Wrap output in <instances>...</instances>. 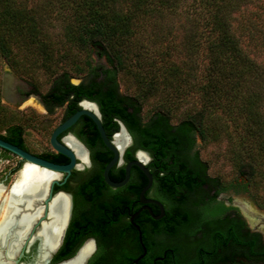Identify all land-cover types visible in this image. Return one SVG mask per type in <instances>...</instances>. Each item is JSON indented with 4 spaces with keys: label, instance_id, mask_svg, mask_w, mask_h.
<instances>
[{
    "label": "trees",
    "instance_id": "obj_1",
    "mask_svg": "<svg viewBox=\"0 0 264 264\" xmlns=\"http://www.w3.org/2000/svg\"><path fill=\"white\" fill-rule=\"evenodd\" d=\"M28 1L0 0V48L9 54L16 43L34 57L50 55L53 49L54 59L60 48L54 41L53 46L50 44L42 27L52 12L53 19L58 16L64 23L66 42L84 49L99 48L98 54L105 56V61H88L78 83L72 82L69 71H58L53 65V109L70 102L74 109L67 118L81 99L95 101L109 138L124 123L133 138L125 159L135 158L137 149L150 153L152 191L168 214L155 218L161 210L152 203L153 215L142 210L131 221L138 206L134 207L124 189L105 183L103 171L113 152L103 142L94 121L84 115L85 128L77 133L89 147L95 167L74 195V215L53 263L74 256L89 237L98 239L89 264H210V255L226 262L228 224L221 218L225 204L214 197L202 200L203 204L199 200L193 215L183 201L210 180L223 188L246 191L257 177L264 180V63L248 49L253 45L264 50V0L257 4L259 20L244 12L257 0H191L185 7L189 28L185 29L182 47L173 40L164 43L168 35L163 33L162 23L187 0H42L37 6ZM156 42L162 44L156 46ZM133 57L138 72L145 69L147 73H134L138 93H123L119 75ZM147 70L154 73L152 77ZM150 96L157 98L156 106L144 118L143 100ZM224 134L230 137L229 155L239 174V179L230 184L207 173V163L198 149L199 137L206 140ZM0 136L24 146L18 124L8 125ZM7 153L3 149V155L8 157ZM55 160L69 159L58 154ZM110 176L123 179L125 165H114ZM147 182L139 170L138 181L130 185L139 193ZM179 194L184 197L179 199ZM205 224L210 228V241L196 238ZM136 225L147 248L138 262L135 260L144 249ZM181 232H187L189 238L172 241L162 237ZM232 236L233 264H247L237 260L245 253L246 241L236 222ZM183 248L190 253H184ZM250 251L258 254L259 250L252 245ZM245 255L251 257L250 264H264V258L261 261Z\"/></svg>",
    "mask_w": 264,
    "mask_h": 264
},
{
    "label": "rangeland",
    "instance_id": "obj_2",
    "mask_svg": "<svg viewBox=\"0 0 264 264\" xmlns=\"http://www.w3.org/2000/svg\"><path fill=\"white\" fill-rule=\"evenodd\" d=\"M41 1L42 0H29L28 2L29 5L37 6ZM262 1L263 0H257L255 3L256 5L249 6L248 9H244V12L247 14L249 12V14L259 20L257 14L260 12H255L259 10L257 4L259 5ZM190 2L191 0H187L178 12L169 14L164 19L162 30H164L163 33L168 35L164 43H169L173 40L175 44L182 47L185 29L189 28V24L186 20L185 7ZM240 14L238 16H240ZM50 16L51 17L42 27L45 31L46 39L50 44L53 46L54 41L56 46L60 48V52L54 59L53 49L50 50L52 51L50 55L34 57L36 55L31 56L23 46L19 47L16 43L12 44V50L9 54L4 53L0 48V133H5L6 127L11 124H20L24 126L26 144L29 149L34 152H40L50 148V142L47 139L51 134L52 126L54 128V126L60 122L63 108H56L53 114H48L43 106L33 97L20 107L16 104H9L2 95V78L5 72H11L17 82L28 80L35 83L40 90L46 91L53 78V65L58 71H69L73 76L72 81L79 82L80 76L87 71L88 61H105V56H99L98 54L99 48L84 49L74 46L71 42H66L63 35V21L58 19V16L53 19V12ZM238 22H241L240 17ZM148 30H152L151 26H148ZM145 40L150 43L147 38ZM156 43V46L162 44L160 42ZM151 46H153L152 43L150 44V48ZM248 49L254 58L264 63V50L258 49L253 45L250 47L248 46ZM65 50H67V52H64ZM179 54L181 57L183 56V53L179 52ZM135 59L136 57H133L134 61L119 75L120 90L123 93H138L139 86L137 85V81H135L134 73H140L142 75L147 73L145 69L138 72L139 68L135 63ZM147 71L150 74L149 77H152L154 73L149 72V70ZM156 102L157 98L153 96L143 100L142 114L144 118H147L152 113L156 106ZM229 138L227 134L221 137L219 136L218 138H206V140H202L201 137L198 138L200 157L207 163V173L211 176L219 177L223 184H230L239 179L236 164L229 155ZM17 162V156L11 155L10 157H6L0 150V182L5 184V194L8 193L9 188L16 180L19 171L23 167V165ZM238 197L246 200L252 198L255 202V207L257 206L258 209L259 207L264 208V180L257 177L256 181L250 185V189L247 193H242ZM23 250H26L27 256H23L21 263H28L31 261V257L35 255V247L30 248L27 246L26 249ZM21 252L18 253L17 258L20 257Z\"/></svg>",
    "mask_w": 264,
    "mask_h": 264
},
{
    "label": "flooded vegetation",
    "instance_id": "obj_3",
    "mask_svg": "<svg viewBox=\"0 0 264 264\" xmlns=\"http://www.w3.org/2000/svg\"><path fill=\"white\" fill-rule=\"evenodd\" d=\"M4 79L6 80V86H7L6 92L3 89L4 88ZM74 83H78V82H74ZM51 85H52V80H51L49 88L46 91H42V90H40L37 87V85L35 83H33L31 81H28V80H22V82L15 81L14 75H12L11 72L7 71V72H5V74H4L3 78H2V95L7 100V102L9 104H11V105L12 104H16L19 107L24 105L26 102H28L30 100V98L33 97L34 99H36L43 106L44 110L48 114H53V112H54V110L56 108H63V114H62L60 122L58 124H56L54 126V128H53V126L51 128V134H50V138H49V142H50V146L49 147L50 148L48 150H44V151H40V152H34V151L30 150L28 145L26 144V141H25V128H24V126H22L20 124H18V125L22 127V132H23V137H24V146L23 147L21 146L22 148H24L25 150H27V151H29L31 153L37 154L39 156H42L43 158L48 159L50 161H54V162H57V163H60V164H64V163H68L69 160L68 161H66V160L56 161L55 160L57 155L58 154H62V153L57 151L53 147V145L51 144V135L53 133V130L61 122H63L65 119H67L69 116H71L78 109H81L83 107L82 103H83V100H85V99H81L78 102V108L72 114H70L67 118H65V116L69 112H71L74 109V107H70L69 106L70 102L67 101L63 105L56 106L53 109V95L50 94ZM87 100H89V99H87ZM90 101H92V100H90ZM83 116L84 115H81L79 117V119L73 125H71L68 129H66L65 131L61 132L58 135V138L61 141H63V142L66 141L65 140L66 137L75 136L76 139H78L81 143H83L85 145V147L88 149L89 155H90V159H91V163L84 165V167H82V168L76 167V168L72 169L71 173L67 177H66V173H62L61 176L58 177V180H59L60 183L54 184V187H53L54 197H55V195H57L58 193H61V192L62 193L64 192L66 194L71 195V197H72V214H71L69 222L66 225V228L64 230V234L62 236V239H61V242H60L59 246L56 248V251L52 252L51 255H50L49 264H57L58 262H61V261H58L56 263H53L56 253L58 252L59 248L63 245L64 238H65V235H66V231H67V229H68V227L70 225V222H71V220L73 218V215H74V207H75L74 195H75L76 192L80 191L81 185L85 181H87L89 179V177H90V175L92 173V170L95 167V165H94V163L92 161V158H91V151H90L89 147L85 144V142L79 137V135L77 133V132H82L83 129L85 128L84 122L82 120ZM85 116H87V115H85ZM114 134L112 135V138H113ZM130 145H132V144H130ZM0 150L3 152V149L0 148ZM138 150L139 149H137L135 151V153H134L135 158L137 157ZM7 154H8V157H10L11 155H14L11 152H9ZM62 155H64V154H62ZM124 155H125V152H124ZM124 155H123V158H124L123 162L119 163L117 165H123L124 164L125 167H126V164L134 159L133 158V159L127 160V159H125ZM14 156H16V155H14ZM64 156H66V155H64ZM17 157H18V162L17 163L23 165L25 163V160L21 159L19 156H17ZM150 161H151V155H150V159L148 161V164L150 163ZM139 170H141V169L138 166L133 165L131 167L129 180L127 181L126 184H124L123 186H120V187H113V186L109 185L104 179V181L108 185V187H111V188H122V189H124L123 191L127 192L128 194H130V197L134 201L133 202L134 207L138 206V208H137L138 210H136V212L132 213L131 216L134 215L135 213H136V215L139 214L142 210H148V209L144 208V205H148V206L151 207V204H152V203H146L145 204V203L140 201V192H141L142 188L145 186V184L142 186V188L140 189L139 193L137 192L136 188H133L130 185L131 181H138ZM103 178H104V175H103ZM0 183H3V182H0ZM102 186H103V184L101 185V187ZM153 187H154V181H153L151 187L146 190L145 196L147 198L158 199L153 194V191H152ZM103 189H105V187H103ZM242 193H247V191L246 190H240V189H238L236 187L223 188L221 184H219V183L216 184L215 182L210 180V181H207V182H203L201 189H197L195 192L189 193L186 196V201H183V206H185L193 215H196V211L198 210L197 206L198 207L200 206V204L197 205L196 202L199 201V200L200 201L203 200L204 202H207V201H209L210 197L211 198L214 197L216 201L222 202L227 207L226 210H224L223 214L221 215L222 216L221 218H222L223 221H226L227 224H228L227 225L228 240H226V241L228 242L227 250H228V257L229 258L226 260V262H223L222 260H217L216 255H213V256L210 255V264H233V258H234V256H233L234 255L233 254V244L234 243L232 241L233 240L232 229H233V223L234 222H236V229H239L245 235V240L244 241H246L245 245H244V248H246L245 253L241 257H238L237 260L239 261V260L242 259L247 264H250V262H251L250 258L251 257L249 258L248 256L245 255V254H247V255H251L255 259H260L261 261H263L264 256H262L263 255L262 254V251H263L262 249L264 248V208H260L259 207V209H258L257 206L255 207V202H254V200L252 198L249 199V200H246L244 198L238 197ZM88 196H90V195H88ZM178 197L180 199V198L184 197V195L179 194ZM52 199H53V195H52V198L49 200V202ZM203 201L200 202V203L203 204L204 203ZM48 203L46 201H44L45 206ZM154 204H156V203H154ZM151 209H152V207H151ZM131 216H130V218H131ZM163 216H167L168 217V214L166 213V211H165V214ZM46 219H47V210H45L44 215L42 216V218L36 223V225H35V227L33 229V232H36L37 228L41 225L42 220H46ZM170 219L172 221L173 217L170 218ZM162 237H164V239L165 238H167V239L171 238L170 240H172V241H175L176 239H180V240L184 241V240H187L189 238L187 232H181V234L177 235V236L174 235V236H162ZM190 238L192 239V238H195V237H190ZM196 238H198L200 240H203V241H210L211 240L210 239L211 238V232H210L209 225L205 224V225L201 226V228L198 231V235H197ZM88 241L94 242L95 245L93 246V251L90 253V255H89V257H88V259H87L85 264H89L91 258L95 255V253L97 251V248H98V239L96 237H89L88 239H86L82 243V245L79 247V249ZM32 245H34V246H32ZM252 245H256L257 246V248L259 250L257 252L258 254H253L250 251V248H251ZM40 246H41V239H39V238H37L31 244L30 248L31 247H35V255L33 257H31V261L30 262L34 263L37 260L38 254H39L38 251L40 250ZM26 247L24 249H26ZM185 249L186 248H183L184 253H190V252H187V250H185ZM260 250H262V251L260 252ZM23 256H25V257L27 256L26 250H24L23 254L19 258H17L19 260L17 264H20L22 262ZM64 260H66V259H64ZM28 263H26V264H28Z\"/></svg>",
    "mask_w": 264,
    "mask_h": 264
},
{
    "label": "bare ground",
    "instance_id": "obj_4",
    "mask_svg": "<svg viewBox=\"0 0 264 264\" xmlns=\"http://www.w3.org/2000/svg\"><path fill=\"white\" fill-rule=\"evenodd\" d=\"M84 105L97 110L93 103L84 102ZM65 140L83 162H88L87 151L80 142L70 136ZM115 140L124 147L129 137L122 130L115 135ZM139 156L144 161L148 159L144 153ZM59 176L58 172L41 170L38 164L27 162L7 194L4 193L5 185L0 183V264H15L18 253L25 246L30 247L37 238L41 239V246L34 264H46L59 246L68 222L69 197L61 192L46 206L44 204L51 181ZM45 210L47 219L33 232ZM92 251L93 242L88 241L73 259L62 264H83Z\"/></svg>",
    "mask_w": 264,
    "mask_h": 264
},
{
    "label": "water",
    "instance_id": "obj_5",
    "mask_svg": "<svg viewBox=\"0 0 264 264\" xmlns=\"http://www.w3.org/2000/svg\"><path fill=\"white\" fill-rule=\"evenodd\" d=\"M14 79H15V77H14ZM6 88H7V86H6V80L4 79V88L3 89H4L5 92H6ZM84 102H89V103L95 104L97 106V110L92 109V108H89V107H86L84 105ZM82 105H83V107L81 109H78L71 116H69L67 119H65L63 122H61L53 130V133L51 135V144L53 145V147L57 151H59L60 153L66 155L69 158V162L68 163L60 164V163H57V162H54V161H50L48 159H45L42 156H39V155L34 154V153H31V152L25 150L24 148H22L21 146L15 144V143H12V142H10V141H8L6 139H4L2 136H0V148L1 149L8 150L12 154H14L16 156H19L21 159L25 160V163H27V162H33V163L38 164L41 170L55 171V172H58L60 174V176H61L62 173H66V177H67L71 173L72 169H74L76 167L82 168V167H84V165L90 164L91 163V159H90V155H89L88 149L85 147V145L83 143H81L78 139H76L75 136H73V137L78 142H80L83 145L84 149L87 151V154H88V162H83L81 160V158L78 157L76 151L71 146H69L67 143L61 141L58 138V135L61 132H63L66 129H68L71 125H73L79 119V117L81 115H87L96 124L97 129H98V131H99V133L101 135V138H102L103 142L105 143V145L113 152V157L106 164V166L104 168V171H103V175H104L105 181L109 185H111L113 187L123 186L129 180L130 172H131V167L133 165L138 166L144 172V174L146 175V177L148 179L147 184H145V186L142 188V190L140 192V201L143 202V203H145V204L146 203H156L157 205H159L160 210H161V213L159 215H154V217L155 218H161L165 214V208H164V205H163L162 201H160L158 199H155V198H147L145 196L146 190L149 189L151 187L152 183H153V175H152V173L149 170V167L147 165L148 164V161L150 159V154L146 150L139 149L138 150V153H137V157L134 158L133 160H131L130 162H128L126 164V167H125V176L123 177V179H121V180H114V179H112L111 176H110V169L114 165L123 162V160H124V158H123L124 152H125L126 148L130 144H132L133 138H132L131 134L129 133L128 129L126 128V126L124 125V123L121 122L120 123L121 125H120V130L119 131L124 130L126 132V134L128 135V137H129V141L127 142V144L124 147L119 146L117 144L116 140H115V135L119 131L114 134V136H113L112 139L109 138V136H108V134H107V132H106L104 126H103L102 120H101V116L102 115H101V111L99 109L98 104L96 102H94V101H90V100L85 99V100H83ZM49 138H50V136H49ZM49 138L47 139L48 141H49ZM140 153H144L148 157V159L146 161H144L143 159H141V157L139 156ZM25 163L23 164V166L25 165ZM56 183H60L59 180H58V177L57 178H53V180L51 181V184H50V187H49V190H48V195H47V197L45 199V201L47 203L52 198V195H53V198H54L53 187H54V184H56ZM1 184H3V183H1ZM64 194H66V193H64ZM66 195L69 197V201H70L69 216H68V222H69L70 217H71V214H72V197L69 194H66ZM144 208L148 209L150 211V213L153 215V210L151 209L150 206L144 205ZM135 215H136V213L131 216V221H133V218H134ZM136 227L139 230V239L138 240H140V243H141V245H142V247L144 249V253L142 255H140L135 260L136 262H138V260L145 255V253L147 251V248H146V246L144 244V241L142 240L143 239V236H142V231H141L140 227L138 225H136ZM63 234H64V232H63ZM94 245L95 244L93 242V246ZM80 249L77 251V253L80 251ZM23 251L21 252L20 256L23 254ZM54 251H56V249L53 250V252ZM77 253L74 256H72V257H70V258H68L66 260H63L61 262H58L57 264H62L64 262L70 261L71 259H73L77 255ZM89 255L85 258L83 264L86 263ZM18 261L19 260L16 259V263L15 264H17ZM49 262H50V258L48 259V261H47L46 264H49ZM34 263L33 262H29L28 264H34ZM24 264H26V263H24Z\"/></svg>",
    "mask_w": 264,
    "mask_h": 264
}]
</instances>
